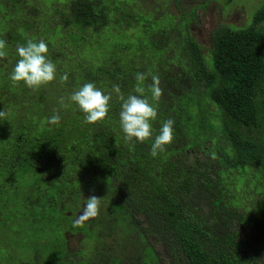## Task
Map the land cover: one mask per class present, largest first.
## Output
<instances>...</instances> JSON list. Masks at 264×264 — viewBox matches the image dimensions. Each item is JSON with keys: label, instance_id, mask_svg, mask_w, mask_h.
Wrapping results in <instances>:
<instances>
[{"label": "trees", "instance_id": "trees-1", "mask_svg": "<svg viewBox=\"0 0 264 264\" xmlns=\"http://www.w3.org/2000/svg\"><path fill=\"white\" fill-rule=\"evenodd\" d=\"M0 6V39L9 50L0 59L6 113L0 122L8 128L0 202H10L9 189L12 201L30 211L50 208L45 228L64 233L68 224L78 230L65 214L77 211L76 202H86V193L102 197L109 207L100 206L97 225L126 236L115 241L117 250H94L82 264L257 263L264 240V0L248 26L215 28L207 49L190 34L187 15H159L140 0H0ZM41 39L57 74L33 92L9 77L17 46ZM137 73L146 74L143 96L157 108L153 138L143 144L124 139L121 102L112 91L119 85L125 97L141 95L134 91ZM152 74L163 89L158 103L151 99ZM89 82L112 95L108 117L96 124L85 123L74 102L59 103ZM57 112L60 123L49 124ZM169 117L174 141L152 157L151 144ZM2 216L0 264H72L64 234L53 240L47 234L43 245L52 248L53 241L54 248L44 262L29 243L8 242L19 235ZM24 253L27 261L19 259Z\"/></svg>", "mask_w": 264, "mask_h": 264}, {"label": "rangeland", "instance_id": "rangeland-1", "mask_svg": "<svg viewBox=\"0 0 264 264\" xmlns=\"http://www.w3.org/2000/svg\"><path fill=\"white\" fill-rule=\"evenodd\" d=\"M141 6L145 10H151V11H156L157 14H161L163 11L169 12L172 16H174L175 19H178L181 17V14L187 15L188 18H190V29L189 32L190 34L195 38L198 44H200L204 48H209L210 47V38H211V33L212 31L217 28L220 25H228L232 27H243V26H248L251 21L252 17L255 13V11L261 6L263 0H164L162 2L161 0H140ZM192 12V13H191ZM3 8L0 6V34L2 33L1 31L4 29L2 20L4 18L3 16ZM6 51L9 52L8 48L6 47ZM1 75V73H0ZM0 87H1V76H0ZM31 122L34 124L35 119L31 117ZM8 128L4 126L0 122V156H2L7 148H6V142L8 139L7 135V130ZM1 178V177H0ZM23 179L20 180V182ZM50 193V191H49ZM50 195V194H49ZM90 194L86 193L83 196V201L86 200L87 196ZM5 196L10 202H7V206L4 205L3 202H0V213L3 215L2 219L5 220L7 223H9V229L14 231L13 234L15 236L19 235V238H14L12 237L11 240L8 239V242H16V243H21L23 245L29 243L31 247L28 249H31V251H38L39 254H42L43 256V261L46 262L48 256H50V253H53V248H54V243L52 241V248H50L51 244H48L47 242L46 246H44V241L47 240L49 237L47 236L50 235V239H52V236L59 235L62 236L64 234L61 232L63 228L59 230H53L52 232L50 231V227L47 226L45 228V222L43 223V218H46L50 216V208H46V210H40L39 208L34 206V210L30 211L22 202V200H14V196L11 190L6 189ZM46 201H44L45 203ZM64 202H71L68 200H65ZM102 204L101 205V211L108 209V203L105 202L104 199L101 200ZM85 203L83 202H76V207L80 208L81 210L83 209V205ZM106 205V206H105ZM264 207H262V210ZM80 210V209H79ZM77 211L74 215L78 214L81 215L82 211ZM261 210V211H262ZM107 212V211H106ZM32 213V215H30ZM55 214V212H53ZM13 214V216H12ZM29 215V216H27ZM31 218L34 223H28L25 221L24 217ZM77 217H74L75 220ZM14 218V219H13ZM98 218V217H97ZM97 218L95 219H90L88 222L91 225L92 230L96 231L95 233L99 237V240L93 244V245H88L87 249V254L86 258H88L89 255L93 256L90 252L94 251V248L97 250H101L102 252H112V249H116L115 241L118 243L120 239H123L126 235V232L124 229H121L119 234L114 233H106L104 232L103 228L98 226L97 224ZM13 219V221L11 220ZM121 220V217L119 218ZM10 220V221H9ZM31 222V221H30ZM68 226H70L68 224ZM66 226V229L68 228ZM75 223H73V227L80 229L81 234H87V236H90V229H86L84 224L77 226ZM74 228H72L73 230ZM75 230V229H74ZM77 230V229H76ZM247 228L241 227L240 228V233L242 236H245L244 234L246 232ZM55 233V234H53ZM45 234L44 236H42ZM67 237L69 238L71 234L68 231L66 232ZM74 236L77 233H73ZM260 234L261 231H260ZM77 236V235H76ZM80 238V241L84 239L82 242V246L84 244H88L87 240L85 239V235L81 236L78 234L77 236ZM53 240V239H52ZM262 242V247L259 252V257L257 263L254 264H264V240L260 239ZM155 244V243H154ZM91 249H90V248ZM115 247V248H114ZM155 247L158 249L160 254L165 256L164 248L160 247L158 244H155ZM72 250L74 248L71 247ZM2 249L0 246V255H1ZM107 254V253H106ZM106 254H103L104 256ZM110 255V254H109ZM2 256V255H1ZM27 254L24 253V255L20 254V260L21 261H27ZM108 258V257H105ZM109 261L111 263L112 259L109 258ZM107 260H103L101 262H97L96 264H109ZM85 262V260H83ZM30 264V263H29ZM114 264V263H113ZM131 264H134L131 261Z\"/></svg>", "mask_w": 264, "mask_h": 264}, {"label": "clouds", "instance_id": "clouds-1", "mask_svg": "<svg viewBox=\"0 0 264 264\" xmlns=\"http://www.w3.org/2000/svg\"><path fill=\"white\" fill-rule=\"evenodd\" d=\"M6 47L5 40L0 39V59L6 58ZM16 52L19 59L9 77L14 85L23 82L27 88L35 92L56 79V65L48 58V46L44 40L41 39L39 42L29 40L26 46L18 45ZM135 78L139 83L134 91L141 95L130 94L125 97L119 85H113L112 91L116 93L117 99L121 102L119 120L121 129L125 134L124 139L128 142L143 144L153 138L151 122L157 118V108L149 102L147 97L143 96L144 88L140 85L146 79V74L137 73ZM67 79L68 76L65 73L61 77V81ZM151 80V99L158 103L163 95V89L159 86V75L152 74ZM111 99V93L105 94L94 83L89 82L83 84L67 98L69 103H65L64 97L60 98L59 103L62 107L67 108L74 102L83 112L84 122L96 124L108 117ZM5 117L6 113L0 110V118ZM60 120L61 116L57 112L48 119V123L58 125ZM173 125L174 119L171 117L163 123L159 134L155 136L154 142L151 144L150 155L152 157L164 152L166 146L173 143ZM90 191L93 190L90 189ZM101 199L102 197H97L94 194L87 196L82 214L77 217L75 222L78 226L99 216Z\"/></svg>", "mask_w": 264, "mask_h": 264}, {"label": "flooded vegetation", "instance_id": "flooded-vegetation-1", "mask_svg": "<svg viewBox=\"0 0 264 264\" xmlns=\"http://www.w3.org/2000/svg\"><path fill=\"white\" fill-rule=\"evenodd\" d=\"M83 203H85V202H83ZM80 209V210H79ZM82 211L81 210V206H80V208H78L77 209V211ZM77 211H75L73 214L72 213H65L66 215H68L67 217H69V221L73 224V223H75L76 222V220H75V218L74 217H77V215L78 214H76V215H74ZM84 224V226H85V228L87 229H90V236H87V234H84L85 235V239L87 240V242H88V244L86 245V244H84L83 246H82V242L84 241V239L83 240H81L80 241V238L81 237H77L78 236V234L79 235H81V236H84L83 234H81L80 233V229H78V230H71L70 229V227L68 226V230H66L65 232H64V236H65V249H66V254H68V257L66 258V259H69V263H72V264H82V263H80V262H83V260H85V261H90V260H92L91 258L93 257V256H91V255H89L88 256V258H86L85 256H86V254L88 253L87 252V249L86 248H88V245L90 244V245H93V244H95L98 240H99V237L97 236V234L95 233L96 231H94V230H92V228H91V225H90V223L88 222V221H86V222H84L83 223ZM70 225V224H69ZM75 225H77L76 223H75ZM70 226H72V225H70ZM78 226V225H77ZM69 232V233H71V234H68V235H70L69 236V238L67 237V234H66V232ZM77 233V234H75V236H74V234L73 233ZM77 235V236H76ZM71 247L72 248H74V250H72L71 249ZM90 248V247H89ZM94 248V250L96 251V249H95V247H93ZM91 249V248H90ZM98 250V249H97ZM95 251H92V252H90L91 254H94V252ZM99 251H101V250H99ZM102 252V251H101ZM106 252V251H105ZM104 253V252H103ZM107 253V252H106ZM97 259H100V258H97ZM102 261V260H101ZM99 262V261H98ZM93 263V262H92ZM94 264V263H93ZM96 264V263H95Z\"/></svg>", "mask_w": 264, "mask_h": 264}]
</instances>
